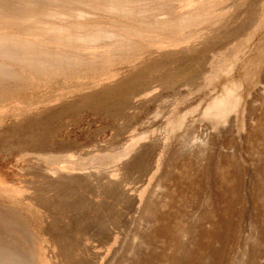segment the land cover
<instances>
[{
    "label": "rangeland",
    "instance_id": "374dc122",
    "mask_svg": "<svg viewBox=\"0 0 264 264\" xmlns=\"http://www.w3.org/2000/svg\"><path fill=\"white\" fill-rule=\"evenodd\" d=\"M180 1L0 0V38L10 42L0 54V101L33 89L34 101L69 93V101L79 99L82 105L79 114L60 119V125L47 115L68 107L49 113L36 108L28 114L31 119L18 122L1 119L0 169L13 184L24 185L34 162L47 164L51 156L58 158V146L71 144L78 153L70 161L92 172L80 173L81 191L84 174L92 175L89 186L100 192L106 188L101 178L107 181L103 176L115 170L110 182L122 179L136 202L123 241L113 246L106 264H264V5L257 8L255 32L245 40L252 44L212 72L209 81L217 73L225 80L200 96L184 102L182 92L176 98L167 94L136 116L141 103L112 102L103 95L110 83L101 84L98 99L72 94L81 90L79 84L104 81L105 51L127 55L153 24L183 18L177 16ZM99 35L104 39L84 42ZM228 84L235 89L227 104L206 113ZM124 114L128 127L122 133ZM48 122H53L51 134H46ZM9 126L16 135L2 134ZM135 129L146 134L143 141L154 139L156 151L126 173L124 163L140 147L132 140ZM111 137L115 145L128 142L125 149L105 151L99 143ZM126 150L127 156H120ZM11 187L0 182L1 192L23 197L24 188ZM24 207L0 196V264L39 260L37 224L25 216Z\"/></svg>",
    "mask_w": 264,
    "mask_h": 264
},
{
    "label": "crops",
    "instance_id": "0c3cea01",
    "mask_svg": "<svg viewBox=\"0 0 264 264\" xmlns=\"http://www.w3.org/2000/svg\"><path fill=\"white\" fill-rule=\"evenodd\" d=\"M262 5L264 0H260L259 4L257 0H182L176 10L177 16L183 18H175L168 24H153V30L143 36V41H139L141 45L130 48L127 55L117 54L113 50L105 51L104 81H92L82 84V87L79 84L82 91L72 94H77L76 97L87 94L92 99H98L102 95L99 91L101 84L110 83L111 86L106 87L108 91L103 95H110L112 102L141 103L143 106L136 116L148 105L160 103L167 94L176 98L182 92L184 102L200 96L206 89L217 87L220 81L225 80L217 73L214 79L219 80L209 81L212 72L222 70L231 63L233 57L238 56L240 49L252 44V41L246 44L245 40L255 32L258 24L257 8ZM150 72L152 76H149ZM141 76L142 80L138 79ZM32 91L26 90L24 95L1 100L4 106L0 107V120H28L32 118L28 114L36 108H46L47 113L60 106L68 107L66 111L72 108L73 112L60 110L47 115L53 114L51 118L60 125L63 122L60 119L81 112V102L79 99L69 101V97H66L69 93L56 99L34 101ZM23 96L24 103L21 101ZM54 101L57 103L53 104ZM126 118V114L121 117L123 122L119 129L122 133L128 127ZM183 120L181 118L175 126L181 125ZM52 123H47L46 134H51ZM10 126L2 134L16 135ZM145 135L139 134L138 129L132 132V140H139L140 147L124 163V172H129L136 162L149 159L152 152L156 151L157 143L152 138L143 141ZM99 144L105 151L119 152L128 142L115 145L111 137ZM60 146L56 157L61 159L51 156L47 164L46 161L34 162L29 168V180L24 185L13 184L16 182L8 180L9 173L6 174L1 168L0 182L5 188L20 186L24 188V193L22 197L0 191V196L14 203L23 202L25 216L31 217V221L37 224L34 230L39 232L36 237L39 260L37 262L35 257V263L106 264L111 252L116 250L112 251L113 246L117 244L119 247L123 241L122 232L128 224L129 213L133 211L130 206L135 205L136 199L130 195V190L123 188L122 179L117 183L110 182L116 178L115 170L103 176L107 181L101 178V185L106 184L102 191L97 192L94 186L90 188L92 175L88 174L92 172L78 170L76 164L70 161L73 159L75 162L74 154L78 153L76 147L71 144ZM44 150L45 146L42 147ZM127 154L128 150L120 153V156L126 157ZM64 155H67L66 161L62 159ZM149 166L152 167V164ZM82 172L88 174L83 175L82 185L86 188L81 191Z\"/></svg>",
    "mask_w": 264,
    "mask_h": 264
},
{
    "label": "bare ground",
    "instance_id": "6f19581e",
    "mask_svg": "<svg viewBox=\"0 0 264 264\" xmlns=\"http://www.w3.org/2000/svg\"><path fill=\"white\" fill-rule=\"evenodd\" d=\"M124 8V7H123ZM109 10V9H108ZM56 14V13H55ZM55 14H52L53 16ZM79 15V14H78ZM81 15V14H80ZM57 16V15H56ZM83 16V15H82ZM80 18V17H79ZM53 32V31H52ZM106 36V33H105ZM104 39L101 35L99 36H90L87 38H84V42H88V43H96L100 40ZM10 42H8L6 39L0 38V54L1 53H5L8 49H6L8 47ZM13 47V46H12ZM36 51V50H35ZM20 52V51H18ZM42 52V51H41ZM39 54V53H38ZM51 57V56H50ZM28 62V61H26ZM41 62V61H40ZM59 64V63H58ZM230 83V82H229ZM234 89H235V85L232 84L231 86L226 85L224 86V94H222L223 96H220L218 98H215L214 100H212V102L208 105V107H206V113L208 114H214V112L222 109L227 102L229 101V99L232 97V95L234 94ZM3 253V252H2ZM8 254V253H7ZM9 256V255H8ZM11 258V256H10ZM9 258V259H10ZM21 262V261H20Z\"/></svg>",
    "mask_w": 264,
    "mask_h": 264
}]
</instances>
